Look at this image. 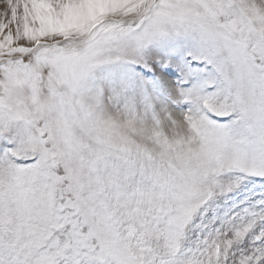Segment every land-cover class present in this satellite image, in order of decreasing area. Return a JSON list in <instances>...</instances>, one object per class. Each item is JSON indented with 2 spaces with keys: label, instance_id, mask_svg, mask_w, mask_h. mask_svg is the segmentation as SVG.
<instances>
[{
  "label": "snow or ice",
  "instance_id": "1",
  "mask_svg": "<svg viewBox=\"0 0 264 264\" xmlns=\"http://www.w3.org/2000/svg\"><path fill=\"white\" fill-rule=\"evenodd\" d=\"M0 264H264V0H0Z\"/></svg>",
  "mask_w": 264,
  "mask_h": 264
}]
</instances>
